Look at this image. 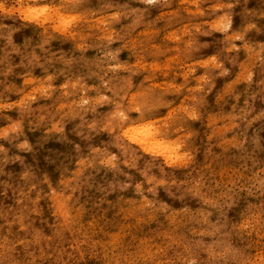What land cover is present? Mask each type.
Segmentation results:
<instances>
[{
  "label": "clouds",
  "instance_id": "9594fccd",
  "mask_svg": "<svg viewBox=\"0 0 264 264\" xmlns=\"http://www.w3.org/2000/svg\"><path fill=\"white\" fill-rule=\"evenodd\" d=\"M0 264H264V0H0Z\"/></svg>",
  "mask_w": 264,
  "mask_h": 264
}]
</instances>
